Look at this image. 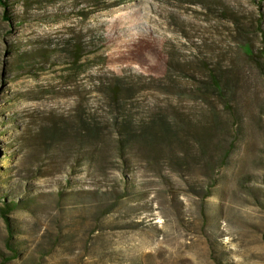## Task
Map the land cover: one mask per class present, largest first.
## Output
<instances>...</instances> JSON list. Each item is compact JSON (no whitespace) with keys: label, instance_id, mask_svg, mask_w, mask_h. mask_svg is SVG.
I'll return each instance as SVG.
<instances>
[{"label":"rangeland","instance_id":"obj_1","mask_svg":"<svg viewBox=\"0 0 264 264\" xmlns=\"http://www.w3.org/2000/svg\"><path fill=\"white\" fill-rule=\"evenodd\" d=\"M0 264H264V0H0Z\"/></svg>","mask_w":264,"mask_h":264},{"label":"trees","instance_id":"obj_2","mask_svg":"<svg viewBox=\"0 0 264 264\" xmlns=\"http://www.w3.org/2000/svg\"><path fill=\"white\" fill-rule=\"evenodd\" d=\"M209 77H208V84L217 90L218 92L221 91V86L222 83L220 84V79L223 78L224 75H222L221 69H217L214 66H209ZM126 84V83H124ZM164 84L158 85L159 90H168V91H163L165 93H173L172 89L173 86L170 84L169 88L164 89ZM123 91V87L121 86ZM126 88V87H125ZM128 91L129 88H126ZM116 122L114 124L116 128V134L119 136V146L124 150L126 148L127 142H129L134 136H138L139 138L142 139H147L148 142L150 141H156L160 140L162 136L165 135V132H167V125L165 119L163 118H156L152 117L150 120H147L145 118L143 119H134L133 116H124L122 117L121 121L120 118L115 119ZM88 127V125H87ZM100 128V127H99ZM99 128H97L95 125L90 126L88 129L89 133H94L98 132Z\"/></svg>","mask_w":264,"mask_h":264}]
</instances>
